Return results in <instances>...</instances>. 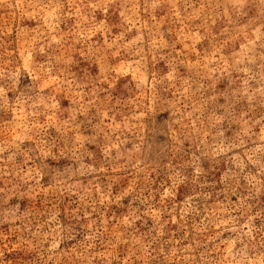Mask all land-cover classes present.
<instances>
[{
    "label": "rangeland",
    "instance_id": "374dc122",
    "mask_svg": "<svg viewBox=\"0 0 264 264\" xmlns=\"http://www.w3.org/2000/svg\"><path fill=\"white\" fill-rule=\"evenodd\" d=\"M0 264H264V0H0Z\"/></svg>",
    "mask_w": 264,
    "mask_h": 264
}]
</instances>
